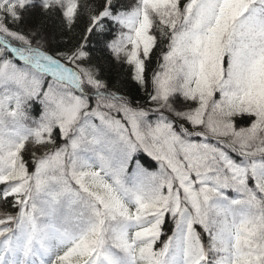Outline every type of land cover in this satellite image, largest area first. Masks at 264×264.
Here are the masks:
<instances>
[{"label":"trees","instance_id":"obj_1","mask_svg":"<svg viewBox=\"0 0 264 264\" xmlns=\"http://www.w3.org/2000/svg\"><path fill=\"white\" fill-rule=\"evenodd\" d=\"M260 20L264 0H0L2 38L80 79L0 43L23 78L0 84V264H264Z\"/></svg>","mask_w":264,"mask_h":264},{"label":"rangeland","instance_id":"obj_2","mask_svg":"<svg viewBox=\"0 0 264 264\" xmlns=\"http://www.w3.org/2000/svg\"><path fill=\"white\" fill-rule=\"evenodd\" d=\"M254 31L256 32L255 38L262 40V45L264 46V24H262V20L258 21L256 23ZM190 37L189 34H186L183 39L186 40ZM8 44V43H7ZM9 45V44H8ZM10 46V45H9ZM12 48V47H11ZM13 51L16 53L17 57L21 59L22 61L29 63L34 68L38 69V71L42 72H48V73H54L57 74L62 81L65 82H74L76 78V74L73 73L72 70H62L57 68L58 62L49 56L48 54H45L41 51H21L22 54L18 53V50L16 48H12ZM8 63H6L3 71L0 73V84H3L2 82L7 83V81H19L20 83H23L21 80L23 79L19 72L11 71L7 67ZM57 68V69H55ZM75 74V75H74ZM68 114L70 116H73L76 111V107L70 106L66 109ZM101 201L105 202V199L101 197Z\"/></svg>","mask_w":264,"mask_h":264}]
</instances>
